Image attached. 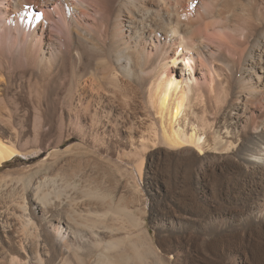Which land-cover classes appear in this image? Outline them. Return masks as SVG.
I'll return each mask as SVG.
<instances>
[{
  "label": "bare ground",
  "instance_id": "bare-ground-1",
  "mask_svg": "<svg viewBox=\"0 0 264 264\" xmlns=\"http://www.w3.org/2000/svg\"><path fill=\"white\" fill-rule=\"evenodd\" d=\"M52 3L55 7L50 14L59 13L60 21L52 23L55 30L45 29L46 20L40 14L33 17L41 32L49 35L45 49L36 54V77L47 78L50 86L54 79L66 76L54 116L57 134L68 141L78 132L66 130L71 122L65 120L66 115L68 120L76 117L84 123L82 146L92 149L91 137L110 136L126 151L118 157L121 160L143 163V152L155 147L162 148L158 154L165 163L193 154L182 162L184 173L192 171L199 180L207 179L209 171L215 182L212 208L218 212L212 214L232 220L217 228L224 232L220 233L222 244L255 248L259 252L253 253L252 264H264V0H0V24L9 16L6 12L26 15L32 4L43 8ZM0 29V49L5 50L10 43L9 30L4 23ZM10 48L14 55L29 56L31 52L27 43H10ZM197 60L211 74L207 87L196 77ZM5 88L0 72V168L15 156L30 153L28 146L23 148L30 136L39 148L43 128L40 112L35 116L25 113V121L16 126ZM259 105L261 117L250 122L252 110ZM143 122L146 128L141 132ZM31 179L26 189L29 206L24 201L16 205L22 212L16 220L26 233L24 241L35 240L34 252L24 264H73V257L84 263L96 249H100L96 254L99 260L94 264H133L128 255L116 254L123 242L109 237L115 236L113 228L77 223L75 214L80 216L86 207L56 187L53 177L35 179L34 183ZM22 182L8 173L0 178V192L13 184L11 192L16 193ZM189 189L182 186L175 200L179 196L184 200L187 195L183 193L189 195ZM191 198L186 202L196 204L200 217L206 218L208 213H202L205 207ZM10 210L0 206L1 261L9 258L1 237L8 229ZM193 212L189 206L183 216ZM41 231L44 237L48 231L54 233V239L50 234L54 259L49 263L42 257L46 241ZM200 233L199 250L205 256L208 234L205 229ZM104 234L111 240L103 241ZM78 260L73 261L82 264Z\"/></svg>",
  "mask_w": 264,
  "mask_h": 264
},
{
  "label": "rangeland",
  "instance_id": "rangeland-1",
  "mask_svg": "<svg viewBox=\"0 0 264 264\" xmlns=\"http://www.w3.org/2000/svg\"><path fill=\"white\" fill-rule=\"evenodd\" d=\"M31 6L33 7H30V12L33 11L34 14L33 12L30 14L29 12L26 15L23 13L19 15L20 12L18 14L6 12L9 16H7L4 21L2 20L0 24L1 26L2 23H4V27H7V31L9 30L7 35L8 42L13 45L14 43H27L31 49L29 56L21 53L15 55L12 54V52L10 53V43H7L8 47L5 50L0 49V72L5 80V98L9 103L11 102L12 112L15 113H13L14 121L18 123L16 126H19L20 122L22 124L24 118L32 112V116H35V112H40L37 113L39 115L38 117H40L39 122L43 120V122L40 123V125L43 126L41 129L42 131H40V147L36 148V146H34L33 137L30 136L28 138V145L23 147L26 148L28 146L26 151H30V153L27 156H15L0 168V178L9 173L12 179L23 181L17 188V194L11 192L15 188L13 184L11 185L12 188L10 186L6 190L0 192V194L2 193L0 195V206L6 205L7 208L9 207L11 209L9 211L11 220L9 219L8 229L5 233H2L1 237L2 248L4 251L6 250L5 252L8 253L9 258H7L8 261L7 259L0 260V264H9L13 260L15 264H24L27 255L31 256L34 252L35 243L33 242L35 240L24 241L25 239L23 237H25L24 235L26 233H23L22 225L16 220L17 214L20 215V213H22L18 207L16 208L17 203H22L24 201L25 204L29 206L26 189L28 184L27 181L31 179L32 175L33 177L31 180L33 183L35 179L36 182L45 176L50 178L53 177L57 184L56 187L59 188L60 186L59 189H63L64 192L73 196L76 202H82L81 206L83 204L86 210L84 208V210H82L83 214L80 212V216L79 214H75L74 217L77 223L83 224L82 226L84 227L86 223L87 226L90 223L91 225L89 224V227L92 225L94 227V225L97 224L95 227L103 228L109 226L111 229L113 228L112 230L114 232L116 231L115 236L113 235L116 239L109 236V234H104L101 237L102 240L109 241L111 240L110 238H113L112 240H117V238L119 241L122 240L123 244H121V248H119L116 254L123 255L124 257L128 255L133 264H252L254 261L252 260L253 253L256 251L259 252V250L245 245L233 246L232 244L227 246L226 244H222L221 236L224 232L217 228L223 224L229 225L232 223V220L215 217L212 214V212L214 214L218 212L213 211L214 208H212V203L214 202L212 192L215 191V188H213L215 182L209 171L205 173V175L208 176L207 179L201 177L199 180L195 179L192 171H190V174L184 173L185 163L182 162H184L187 157L193 158V154L179 155L176 162L165 163L158 154L159 151H163L162 148L155 147L153 150L148 149V151H145L146 153L143 152V163H134L132 160L126 159H124V161L118 157L126 151L122 150L121 147L119 148V146L117 147L116 143L113 141L114 139L111 140L112 138L110 139V136H99L97 137L98 139H95L96 137H91L92 142L90 143V147H96H92L93 150L89 149L87 145L86 147L85 145L82 146L80 138L82 136L81 130L84 123L76 117L68 120L66 115H64L65 120L68 123L71 121L69 123L70 125L66 123V130L78 132L75 134L73 133L75 137L68 141L64 140V138H62L63 136L60 134H57L59 133V129L57 130L54 126V116L55 112L59 109L58 103H60L59 101L61 99V96H59L61 92H58L62 91L63 94L66 76L63 74L65 77L62 75L63 78L61 76L56 82V79H54V85L50 86H48L49 81L47 78L44 77V79L40 76L36 77V74H38V70L36 71L35 69L37 68L35 63L36 54L39 50L45 49L49 35L46 37V35L41 32L40 25H36L38 23H35L33 16L40 14V17L45 18V29L49 31L50 29L55 30L52 24L53 22H60L58 20L59 13L54 11V15L50 14V10H53L55 7L54 3L46 5L43 8L36 7L35 4ZM8 26L10 27L9 29ZM1 31L0 29V32ZM15 35H18V38L14 37ZM22 60H24V62ZM19 62H23L22 64L24 65ZM15 64H17L20 69L16 67L17 65L15 66ZM25 64L27 67H25ZM13 69L16 70L14 71ZM196 70H198L196 71L198 72L196 77L200 84L203 85V87H207L209 84L208 81L211 78L208 67H201L197 60ZM25 74L27 76L24 78ZM34 75L36 78L33 77ZM32 79H36V82ZM32 89H34L33 92H30ZM261 113L262 107L260 105L256 106L252 110L253 118L252 120L250 119V122L258 120L261 117ZM46 118L49 121L48 124L45 123ZM144 127L146 128V125L143 122L140 125L141 132L145 130ZM120 137H125V134L120 133ZM30 138L32 140H30ZM24 140H26V138L23 139V141ZM96 140L99 141L97 142ZM55 142H57L56 145H54ZM110 143H113V146L109 145ZM22 144H24V142H22ZM75 144L78 145H76L78 148L75 147ZM109 149H111V151ZM85 150H87V152ZM68 154L74 158L69 157ZM75 154L77 157H75ZM56 155L60 157H56ZM88 157H92L93 159ZM107 158H110L109 160L111 161ZM190 164L192 166L195 163ZM63 178L69 181L66 183ZM182 186L192 189H189V195L184 191L183 194L187 195L184 200L181 196L175 200L176 195H178L177 191ZM23 197L24 200H22ZM189 197L195 198V202L205 207V209L202 208V213H205V211L208 213L206 218L200 217L198 213L200 211L196 204L194 205L190 202H186ZM12 206L15 210L12 209ZM189 206H192L194 212L188 214L191 216L184 217L183 214L186 213ZM12 213L14 214L13 216L11 215ZM95 214L99 215V217H96ZM102 214L105 216H102ZM36 224L39 225V222L36 221ZM203 229H205L208 234V240L206 241L207 254L205 256H201L199 250L202 237L200 231ZM46 233L44 237L41 231V237L43 241H46L42 250V257L49 263L54 259V243L52 244L53 240L50 238V234H52L54 239V233L53 231H48ZM220 233H222L221 236ZM46 235H48L47 238ZM21 237L23 239H21ZM93 251L96 252L93 254V256L96 257L100 249ZM93 256L87 257L84 263H82L79 258L80 261L73 257L72 263L79 264L76 262L74 263V261L77 260L82 264L97 263L99 260L98 256L96 258Z\"/></svg>",
  "mask_w": 264,
  "mask_h": 264
}]
</instances>
